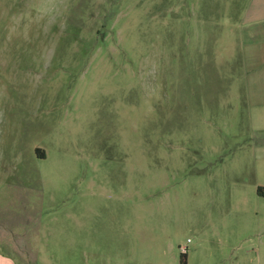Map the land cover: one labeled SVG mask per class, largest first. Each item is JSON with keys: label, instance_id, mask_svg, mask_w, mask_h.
<instances>
[{"label": "rangeland", "instance_id": "1", "mask_svg": "<svg viewBox=\"0 0 264 264\" xmlns=\"http://www.w3.org/2000/svg\"><path fill=\"white\" fill-rule=\"evenodd\" d=\"M250 1L0 0L2 255L264 264Z\"/></svg>", "mask_w": 264, "mask_h": 264}, {"label": "crops", "instance_id": "2", "mask_svg": "<svg viewBox=\"0 0 264 264\" xmlns=\"http://www.w3.org/2000/svg\"><path fill=\"white\" fill-rule=\"evenodd\" d=\"M244 22L247 26V33L249 34L248 47L252 49L250 57H254L253 51L257 50L254 55H257L258 60L264 62V0H251L248 7L245 9ZM0 264H17L10 256L2 255L0 253Z\"/></svg>", "mask_w": 264, "mask_h": 264}, {"label": "trees", "instance_id": "3", "mask_svg": "<svg viewBox=\"0 0 264 264\" xmlns=\"http://www.w3.org/2000/svg\"><path fill=\"white\" fill-rule=\"evenodd\" d=\"M180 264H186L185 256H184V255H181V261H180Z\"/></svg>", "mask_w": 264, "mask_h": 264}]
</instances>
